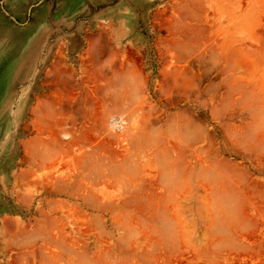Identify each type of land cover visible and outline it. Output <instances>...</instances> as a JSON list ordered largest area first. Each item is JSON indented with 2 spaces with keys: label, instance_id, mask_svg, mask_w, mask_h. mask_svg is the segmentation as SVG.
Wrapping results in <instances>:
<instances>
[{
  "label": "rangeland",
  "instance_id": "374dc122",
  "mask_svg": "<svg viewBox=\"0 0 264 264\" xmlns=\"http://www.w3.org/2000/svg\"><path fill=\"white\" fill-rule=\"evenodd\" d=\"M0 264H264V0H0Z\"/></svg>",
  "mask_w": 264,
  "mask_h": 264
}]
</instances>
